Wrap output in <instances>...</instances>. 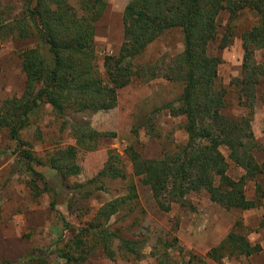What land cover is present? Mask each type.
I'll use <instances>...</instances> for the list:
<instances>
[{
	"label": "trees",
	"instance_id": "trees-1",
	"mask_svg": "<svg viewBox=\"0 0 264 264\" xmlns=\"http://www.w3.org/2000/svg\"><path fill=\"white\" fill-rule=\"evenodd\" d=\"M105 3L106 0H21L16 15L7 19H3L5 10H0V38L9 36L14 40L31 38L34 41L32 46L18 53L24 87L19 96L7 97L0 103V131L13 141L24 170L38 176L44 190L52 191L49 210L61 220L62 227L53 242V252L62 264H84L95 249L112 259L115 255L113 241H119V247L124 251L140 256L136 242L118 237L107 225L110 216L136 196L134 185L127 181L124 195L103 202L89 221L76 226L68 235L72 224L55 208V188L48 186L43 175L32 166L42 161L35 157L21 132L42 110V105H47L56 118L62 117L61 127L68 114L113 108L117 89L127 85L132 78L153 77L154 67L142 69L134 61L166 29L180 31L182 49L165 66L163 75L180 83L181 90L175 97V106L168 102L162 108L182 118L186 136L172 149H163L159 158H142L132 146L125 148L132 173L149 188L154 204L164 212L170 209L171 203L190 208L185 196L191 192L203 191L211 202L225 209L239 210L257 207L264 193L259 183L255 184V194L260 192V195L247 199L243 193L247 178L264 175V158L257 162L252 154L257 144L250 127L255 88L264 76V60L257 62L253 56L256 50L264 52V0H129L121 14V43L113 54L102 57L101 74L93 35L94 22L100 17ZM222 10L227 12L228 21L244 11L257 16L256 24L239 34L242 48L240 76L229 82L236 94V104L243 110L238 115L224 112L225 91L217 83L216 76L220 58L207 53V45L217 33L216 16ZM232 32V27L227 24L219 48L226 46ZM150 120V117L142 118L132 132L143 125L149 135L155 136ZM262 120L264 125V111ZM70 128L74 145L54 147L44 163L62 180L79 173L75 161L76 146H86L99 136L111 134L80 124H72ZM34 135L40 136V133ZM221 147L226 148V155L220 151ZM107 153L95 174L84 182L73 183L80 197L90 196L100 189L104 180H125L117 154ZM230 162L243 170L237 179L226 174ZM170 245L172 243L163 242L162 246L168 248ZM260 249L258 243L251 244L246 239L241 223L235 221L205 252V257L219 261L224 256H249ZM160 257L157 264L203 263L193 254L179 261L172 260L165 252H161ZM47 258L48 255L43 258L30 252L16 260H0V264H26V260L33 259L45 262Z\"/></svg>",
	"mask_w": 264,
	"mask_h": 264
},
{
	"label": "rangeland",
	"instance_id": "rangeland-1",
	"mask_svg": "<svg viewBox=\"0 0 264 264\" xmlns=\"http://www.w3.org/2000/svg\"><path fill=\"white\" fill-rule=\"evenodd\" d=\"M129 0H106L100 17L94 22V46L98 70L103 74L102 57L113 54L122 40L121 14ZM21 0H0V10H5L3 19L16 15ZM227 12L222 10L216 16L217 33L209 41L207 53L218 55L220 62L216 68L217 83L225 91L224 112L243 113L236 104V94L230 80L240 76L242 58L239 34L256 24L257 16L250 11L240 13L234 20H227ZM230 24L232 34L225 47L218 43ZM30 39L14 40L9 36L0 38V103L11 96H19L24 87V75L20 71L18 53L32 46ZM182 49L181 33L170 28L160 33L141 52L134 63L142 69L153 68V77L145 75L132 80L116 90V104L106 111L83 110L64 117L66 123L61 127V118H56L47 105L30 119V123L21 132V137L30 144V150L42 161L35 170L43 175L47 185L56 191L57 211L75 227L91 219L95 210L105 201L124 195L125 183L134 185L136 196L121 210L108 219V228L126 240L136 242L140 256L126 252L119 247V241H113L115 255L107 258L100 250H93L84 264H157L160 253L165 252L172 260H186L193 254L202 259L198 264H264V193L255 208L239 210L225 209L211 202L203 191L191 192L185 196L190 204L181 206L171 203L167 212L159 210L151 197L150 190L140 183L139 177L132 173L130 162L124 149L132 146L142 158H159L163 149H172L176 143L185 140L182 118L169 114L162 108L164 103L175 106V97L181 90V84L169 80L163 75L165 66L170 64ZM257 62L264 60V52L253 53ZM104 77V75H102ZM146 79V80H145ZM157 109V110H154ZM264 76L258 80L255 88V100L252 109L251 131L256 142L252 152L254 159L260 162L264 158ZM144 117H150L155 136L146 132L141 125L132 132V128ZM72 124L86 125L97 132L111 133L89 141L86 146H76L75 161L79 173L62 180L57 172H50L44 164L46 155L54 147L74 145L70 134ZM40 133L35 136L34 133ZM28 148V146H26ZM108 151L117 154L125 174V180L103 181L102 186L90 196L80 197L73 183L84 182L103 164ZM220 151L226 155L224 147ZM243 170L229 163L226 174L237 179ZM259 183L264 191V175L247 178L243 193L248 199L255 194V184ZM44 184L38 176L24 170L17 158L14 143L4 131H0V260H16L27 253L42 256L45 262L26 260V264H62L53 252V242L61 230V220L49 210L52 191L44 190ZM235 221L242 225L246 239L258 243L260 251L250 256H224L219 261L205 257L206 249L215 245L233 226ZM166 240V241H164ZM163 242L172 243L168 248ZM41 253V255L39 254Z\"/></svg>",
	"mask_w": 264,
	"mask_h": 264
},
{
	"label": "crops",
	"instance_id": "crops-1",
	"mask_svg": "<svg viewBox=\"0 0 264 264\" xmlns=\"http://www.w3.org/2000/svg\"><path fill=\"white\" fill-rule=\"evenodd\" d=\"M208 249H209V247L206 249V251H207ZM206 251H205V252H206ZM259 251H260V250H259ZM0 254H1V253H0ZM251 255H252V254H251ZM249 256H250V255H249Z\"/></svg>",
	"mask_w": 264,
	"mask_h": 264
}]
</instances>
